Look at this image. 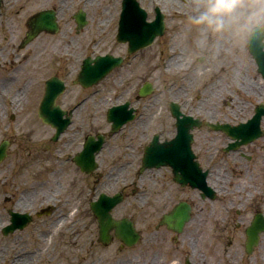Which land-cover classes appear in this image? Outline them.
I'll return each instance as SVG.
<instances>
[{
	"label": "flooded vegetation",
	"instance_id": "obj_1",
	"mask_svg": "<svg viewBox=\"0 0 264 264\" xmlns=\"http://www.w3.org/2000/svg\"><path fill=\"white\" fill-rule=\"evenodd\" d=\"M139 1L147 24L158 8L164 15L165 34L168 27L182 32L193 27L195 47L206 46L212 54L209 58L199 51L195 57V78L203 80L195 103L207 104L199 106L204 114L187 109L193 106L171 98L173 93L141 95L147 80L140 81L137 74L113 81L121 90L105 100L104 93L110 89L103 83L149 49L127 55V45L117 42L120 0L117 4L112 0L111 8L107 4L104 8L103 0H0V72L4 75L0 76V144L7 143L5 160L25 123L31 139L40 131L51 133L43 155L34 159L42 161L38 165L44 170L34 169V161L27 158L24 162L28 172L30 168L34 175L45 174L37 181L48 187L42 183L35 189V194L44 192V198L30 209L28 201L21 212H29L31 222L47 229L71 222L73 210L78 213L84 264H258L260 247L264 251V75L251 57V66L243 67L246 54L241 51L253 27L246 21L232 24V0ZM167 5L171 15L166 13ZM43 10L55 16L56 24L25 41L27 33L36 29L31 19ZM259 19L264 20V15ZM260 26L264 30V24ZM114 43L123 47L124 55L114 52ZM233 45L240 50L232 57L228 49ZM105 54L121 56L122 65L97 85H82L83 63ZM149 58L148 54L145 59ZM49 80L52 87L46 89ZM55 80L64 87L56 88ZM124 83L130 91L125 97ZM31 92L35 100L29 106L24 98ZM172 101L186 116L201 120L199 127L184 122L176 144H170L178 133ZM103 104H109L103 110L104 120H97V107ZM120 105H126L124 113L131 111L133 119L116 128L106 112ZM30 111L32 118L25 119ZM57 128H64L58 137ZM188 145L193 162L207 171L210 196L180 176L189 174L195 180L193 165L185 162ZM177 151V180L171 165L143 164L145 155L167 157ZM78 156L81 164L75 162ZM179 204L186 205L189 217L177 228L167 223V215ZM56 210H61L56 222L48 224ZM249 238L258 240L250 249ZM225 246L234 250L227 253ZM262 257L260 264H264Z\"/></svg>",
	"mask_w": 264,
	"mask_h": 264
},
{
	"label": "rangeland",
	"instance_id": "obj_2",
	"mask_svg": "<svg viewBox=\"0 0 264 264\" xmlns=\"http://www.w3.org/2000/svg\"><path fill=\"white\" fill-rule=\"evenodd\" d=\"M108 1L109 0H103L104 8H106V3ZM176 1L177 0H165L168 4L169 2L174 3ZM160 2L162 3V1ZM237 5H241L242 7H240V13L238 10L234 9ZM258 5H260L259 0L232 1V3L229 4V8L233 12L232 24L236 25L240 22L245 24V21L247 25L248 23L249 25L253 24V21L264 23V20L258 19L257 16V18L254 19L255 15L258 14V12H255ZM245 6L248 7L249 11H245ZM175 8L177 7L175 6ZM166 13H169L170 15L172 14L170 5H167ZM186 18L193 21V18ZM188 30L184 32H182V30L175 31L168 27L165 36L158 40L157 43L153 44L145 52H142L131 62L130 65L113 73V75L103 83L105 84V89H110L107 93H104L103 97H105V100L106 97L108 98L115 94L116 90H121V88L116 89L117 86L114 83L119 77L133 78L134 75L137 74L139 75L138 79L140 81L147 80L151 82L154 88L153 96H157L162 91H164V96L173 93L175 96L172 95L171 98L175 97L179 102H182L187 106H193L192 108L187 107V109L192 111L198 109L200 114H204L205 110L199 108V106L206 107L207 104L200 103L201 101L195 103V95L199 93L197 88L201 87L203 81L200 78H195V57L198 55L199 51H204L209 58H212V54H209L206 46H204V48H199L198 50V48L195 47V29L191 27L190 30ZM110 34H112V32ZM114 45L116 46L114 47V52L116 54L124 55L123 47L116 45V43H114ZM242 49L244 48L241 47V51ZM106 50L107 49H105V51ZM170 50H172L173 53L170 52ZM239 50L240 49L237 48L236 45H233L228 49V55L230 54L233 57V55L239 53ZM70 52H72V50H70ZM170 53H181V56H183L185 60V69L175 71L171 69L170 71L168 70V58L171 56ZM148 54L150 55V58L147 61L145 57H147ZM70 64L73 65L74 61L72 60ZM0 76H4L2 72H0ZM40 77L41 83L42 73H40ZM71 88L76 87L71 86ZM122 88V95L125 97L130 91L127 90L125 83ZM207 90L208 88H205L206 92H208ZM34 100V92H31L26 98H24L25 104L29 103V106H31ZM89 103L90 101H88V104ZM106 105L109 104H103V106L97 107V120H104L103 110H105ZM31 115L32 111H30L27 116L24 115V118H32ZM26 125V123L23 125L17 142H14L10 146L9 151L12 155L8 160H5L4 163H0V264H84V258L79 247V214L75 213L74 210L73 215L69 218L71 222L67 221V223H65L66 225L58 223L56 227L47 229L46 226L41 223H39L38 227L36 222H31L22 232H15L12 236H3L1 234V228L8 222L7 211L22 210V207L18 204V200L24 204L27 202V199H29V202L31 203L26 206L29 208L33 203V206H36L37 201L44 198L41 195L45 194L42 191L35 194V189L38 190L37 186L40 187L41 184L44 183L37 180L42 179V176L45 174L40 176L34 175V172H31L30 168L28 172V167H26L27 165H25L24 162L27 158L31 163L34 161L37 154L41 156L43 155L42 148L44 143L48 141V137L51 133L40 131V134L36 139H31V137L27 135ZM39 163H42V161H34L32 167L39 171L44 170L38 165ZM11 164H13L12 167L7 166ZM52 194L54 195V192H52ZM34 195L35 197L37 196L36 200L33 198ZM136 202L139 204L138 199ZM60 212L61 210H56L54 214L49 216L47 219L48 224L51 223V221L56 222V218L59 216ZM72 220H76V224L72 223ZM70 223L72 227L68 228L67 225ZM146 226L149 228V225ZM139 227L143 230L145 229L144 227ZM67 236L71 238L68 244L64 245V239ZM229 247L230 246H228L227 249V246H225V249H227L225 252L230 253V251L234 250L233 247L229 250ZM261 249L262 247H260L258 252V264H260V256L264 254V251ZM120 259L122 261L124 258L120 257Z\"/></svg>",
	"mask_w": 264,
	"mask_h": 264
},
{
	"label": "bare ground",
	"instance_id": "obj_3",
	"mask_svg": "<svg viewBox=\"0 0 264 264\" xmlns=\"http://www.w3.org/2000/svg\"><path fill=\"white\" fill-rule=\"evenodd\" d=\"M114 2H115V4H117L118 3V0H114ZM120 3H121V1H120ZM106 4H107V6L109 8H111L112 0H109ZM195 7H196V4H195ZM170 52H172V50H170ZM172 55L173 56L169 57V59H168L169 60L168 61V63H169L168 70L170 71V69H171V70L175 71V70L185 69V60H184L183 56H180V55H177V54H172ZM243 59H245L244 64H243L244 65L243 66L244 68H245V64L248 67L251 66L250 57L246 56ZM253 62H255V60ZM28 201H29V199H27V202L26 203L23 202L24 204H22L21 202H18V204H19V206H26L27 203H28ZM263 250H264V247H263ZM262 259H264V258L262 257Z\"/></svg>",
	"mask_w": 264,
	"mask_h": 264
},
{
	"label": "water",
	"instance_id": "obj_4",
	"mask_svg": "<svg viewBox=\"0 0 264 264\" xmlns=\"http://www.w3.org/2000/svg\"><path fill=\"white\" fill-rule=\"evenodd\" d=\"M132 1L134 2V0H132ZM134 3H135V2H134ZM135 4H136V3H135ZM91 74H92V72L89 71V76H90ZM3 155H4L3 149H0V160L2 159ZM199 184L202 185V181H201V180L199 181ZM10 227H12V226H10ZM13 227H15V226H13ZM13 227H12V229H13Z\"/></svg>",
	"mask_w": 264,
	"mask_h": 264
},
{
	"label": "clouds",
	"instance_id": "obj_5",
	"mask_svg": "<svg viewBox=\"0 0 264 264\" xmlns=\"http://www.w3.org/2000/svg\"><path fill=\"white\" fill-rule=\"evenodd\" d=\"M215 7H217V8H223V7H226V5L217 4V5H215Z\"/></svg>",
	"mask_w": 264,
	"mask_h": 264
}]
</instances>
